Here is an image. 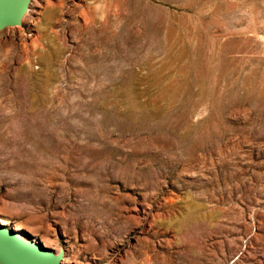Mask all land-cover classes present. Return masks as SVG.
<instances>
[{
  "label": "rangeland",
  "instance_id": "374dc122",
  "mask_svg": "<svg viewBox=\"0 0 264 264\" xmlns=\"http://www.w3.org/2000/svg\"><path fill=\"white\" fill-rule=\"evenodd\" d=\"M20 16L0 27V228L56 264H264V0Z\"/></svg>",
  "mask_w": 264,
  "mask_h": 264
},
{
  "label": "water",
  "instance_id": "95a60500",
  "mask_svg": "<svg viewBox=\"0 0 264 264\" xmlns=\"http://www.w3.org/2000/svg\"><path fill=\"white\" fill-rule=\"evenodd\" d=\"M29 0H0V27L15 20ZM16 232L0 228V255L15 264H56L37 243L20 238Z\"/></svg>",
  "mask_w": 264,
  "mask_h": 264
},
{
  "label": "bare ground",
  "instance_id": "6f19581e",
  "mask_svg": "<svg viewBox=\"0 0 264 264\" xmlns=\"http://www.w3.org/2000/svg\"><path fill=\"white\" fill-rule=\"evenodd\" d=\"M18 16H20V14L18 15ZM22 16V15H21ZM21 16H20V18H21ZM24 17V16H23ZM16 23V22H15ZM17 24H18V22H17ZM16 24V25H17ZM9 25H11V24H9ZM20 25V24H19ZM12 27V26H11ZM15 28V27H14ZM0 223L2 224V225H7V222L6 221H4L3 219H1L0 218ZM16 229H18V230H22V228H16ZM44 245L46 246V247H49L48 246V244H46V242H44ZM46 251V250H45ZM46 252H48V251H46ZM55 256H59V255H55Z\"/></svg>",
  "mask_w": 264,
  "mask_h": 264
}]
</instances>
